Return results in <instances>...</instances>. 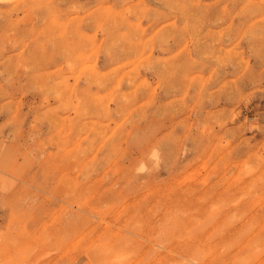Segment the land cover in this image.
<instances>
[{"label": "rangeland", "instance_id": "1", "mask_svg": "<svg viewBox=\"0 0 264 264\" xmlns=\"http://www.w3.org/2000/svg\"><path fill=\"white\" fill-rule=\"evenodd\" d=\"M0 264H264V0H0Z\"/></svg>", "mask_w": 264, "mask_h": 264}, {"label": "bare ground", "instance_id": "2", "mask_svg": "<svg viewBox=\"0 0 264 264\" xmlns=\"http://www.w3.org/2000/svg\"><path fill=\"white\" fill-rule=\"evenodd\" d=\"M227 16V15H226ZM212 20V19H211ZM83 57V56H82ZM92 99V98H91Z\"/></svg>", "mask_w": 264, "mask_h": 264}]
</instances>
